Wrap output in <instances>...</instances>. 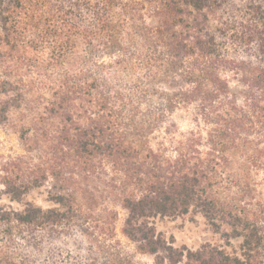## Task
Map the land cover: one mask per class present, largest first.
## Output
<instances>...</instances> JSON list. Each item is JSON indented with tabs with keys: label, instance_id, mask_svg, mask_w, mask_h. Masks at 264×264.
Wrapping results in <instances>:
<instances>
[{
	"label": "trees",
	"instance_id": "1",
	"mask_svg": "<svg viewBox=\"0 0 264 264\" xmlns=\"http://www.w3.org/2000/svg\"><path fill=\"white\" fill-rule=\"evenodd\" d=\"M0 132V264H264V0H0Z\"/></svg>",
	"mask_w": 264,
	"mask_h": 264
},
{
	"label": "rangeland",
	"instance_id": "2",
	"mask_svg": "<svg viewBox=\"0 0 264 264\" xmlns=\"http://www.w3.org/2000/svg\"><path fill=\"white\" fill-rule=\"evenodd\" d=\"M191 111L180 112L174 116L173 122L177 123L181 131H187L191 128ZM18 154V146L15 137L11 134L0 132V157ZM1 189V188H0ZM26 202L36 206L46 208V193L44 189L33 191L26 199ZM0 206H9L13 209H21L20 204L10 203L5 198H0ZM119 213V221L116 225L117 240L121 243L124 251L136 256L138 264H152L151 259L135 254L132 244L125 240L120 233L125 214L119 208L115 207ZM154 226L157 232L161 233L167 240L173 242L176 248L186 247L188 250L196 251L205 244L221 245L218 235L212 233L204 219L200 216L183 217L174 220L164 219L155 220ZM237 245V243H234Z\"/></svg>",
	"mask_w": 264,
	"mask_h": 264
}]
</instances>
